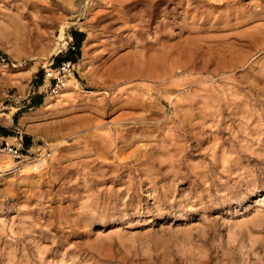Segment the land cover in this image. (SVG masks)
I'll return each instance as SVG.
<instances>
[{"label":"rangeland","instance_id":"rangeland-1","mask_svg":"<svg viewBox=\"0 0 264 264\" xmlns=\"http://www.w3.org/2000/svg\"><path fill=\"white\" fill-rule=\"evenodd\" d=\"M0 128V264H264V0H0Z\"/></svg>","mask_w":264,"mask_h":264},{"label":"built area","instance_id":"built-area-1","mask_svg":"<svg viewBox=\"0 0 264 264\" xmlns=\"http://www.w3.org/2000/svg\"><path fill=\"white\" fill-rule=\"evenodd\" d=\"M75 73V65L72 60H66L61 62V64L54 69H50L47 72V77L49 80V86L51 93L54 95L59 94L66 86L67 80L71 75ZM13 158L15 160H20L23 157V153L20 149H14L9 147Z\"/></svg>","mask_w":264,"mask_h":264},{"label":"bare ground","instance_id":"bare-ground-1","mask_svg":"<svg viewBox=\"0 0 264 264\" xmlns=\"http://www.w3.org/2000/svg\"><path fill=\"white\" fill-rule=\"evenodd\" d=\"M117 1H119V0H117ZM109 2V1H108ZM115 2V1H114ZM130 2V1H129ZM132 2V1H131ZM121 4H123V3H121L120 2V6H121ZM119 5V4H118ZM117 5V6H118ZM123 6V5H122ZM134 6H135V4H134ZM126 7V6H125ZM130 7H132V6H130ZM163 7V6H162ZM120 9H121V7H119ZM119 8H116V9H114L115 11L113 12V13H115L116 14V11L118 10L119 11ZM158 8V7H157ZM156 8V9H157ZM235 8V7H234ZM123 9H124V7H123ZM159 9V8H158ZM121 11H122V9H121ZM155 11V10H154ZM197 11V10H196ZM195 11V12H196ZM201 11V10H200ZM156 12V11H155ZM155 12H154V14H155ZM191 12V11H190ZM192 12H194V11H192ZM197 12H199V11H197ZM113 13H111V14H109V15H112ZM130 13V12H129ZM202 13H204V12H202ZM210 13H212V11H210ZM123 14V13H122ZM122 14H121V16H122ZM125 14V13H124ZM190 14H193V13H190ZM195 14V13H194ZM193 14V16H192V21H193V23L197 20V18H198V16L196 15H194ZM205 14H207V13H205ZM114 15V14H113ZM118 15V14H117ZM209 15V14H208ZM153 16H155V15H153ZM187 16V15H186ZM120 17V16H119ZM124 17H125V15H124ZM188 17V16H187ZM210 17V16H209ZM199 19V18H198ZM198 23V21L197 22H195L194 24L196 25ZM162 25V24H161ZM168 25H170V24H168ZM187 25V24H186ZM190 25H188L187 27H189ZM191 27H193L192 26V24H191ZM169 28V27H168ZM165 29V28H164ZM62 30V29H61ZM167 30V29H166ZM92 35V34H91ZM89 40V39H88ZM92 39H90L89 41H91ZM88 41V42H89ZM90 43V42H89ZM67 45V42H66V37H65V31H64V29L62 30V32H61V36H60V38H59V43H58V46H57V48H56V51H55V53H58V52H60V51H62V49L63 48H65V46ZM71 76H73V75H71ZM134 77V76H133ZM132 78V77H131ZM202 79V78H201ZM70 81V79L68 78V80H67V82H69ZM70 83H71V85H73V82H71L70 81ZM197 83H198V81H197ZM67 84H66V86H65V88H67ZM72 87H74V86H72ZM64 88V89H65ZM204 88V87H203ZM63 89V90H64ZM202 89V88H201ZM62 90V91H63ZM207 90H209V89H207ZM61 91V92H62ZM201 91V90H200ZM60 92V93H61ZM59 93V94H60ZM205 93H207V92H205ZM233 94V93H232ZM236 95V94H235ZM203 96H205V95H203ZM207 96H209V95H207ZM205 98V97H204ZM210 98H212V97H210ZM202 99V98H201ZM207 99V98H206ZM209 99V98H208ZM206 102V101H205ZM244 102V101H243ZM246 104V103H245ZM242 105V104H241ZM208 107H209V105H207ZM210 108V107H209ZM214 108V107H213ZM205 110V109H204ZM202 112V111H201ZM213 114V113H212ZM205 115V114H204ZM202 116V115H201ZM207 116V115H206ZM211 116H213V115H211ZM216 117V116H215ZM210 118V117H209Z\"/></svg>","mask_w":264,"mask_h":264},{"label":"trees","instance_id":"trees-1","mask_svg":"<svg viewBox=\"0 0 264 264\" xmlns=\"http://www.w3.org/2000/svg\"><path fill=\"white\" fill-rule=\"evenodd\" d=\"M82 41V40H81ZM0 130H1V128H0Z\"/></svg>","mask_w":264,"mask_h":264}]
</instances>
